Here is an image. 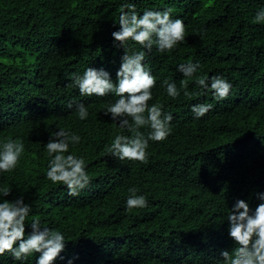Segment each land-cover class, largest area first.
Instances as JSON below:
<instances>
[{
  "label": "trees",
  "instance_id": "1",
  "mask_svg": "<svg viewBox=\"0 0 264 264\" xmlns=\"http://www.w3.org/2000/svg\"><path fill=\"white\" fill-rule=\"evenodd\" d=\"M122 2L0 0V140L25 144L0 184L32 205L26 225L35 218L66 234L56 264H223L219 250L233 246L226 222L232 203L242 198L254 208L255 193L264 191V24L254 20L264 0H135L139 12L170 8L185 23L183 42L146 57L157 80L149 103L174 119L165 141L150 142L145 161L107 151L115 135H131L103 115L118 97H84L71 83L88 66L115 79L124 50L111 33ZM189 61L200 64L191 78L176 70ZM205 73L233 83L225 101L183 95L185 85L199 92L195 80ZM165 79L180 90L176 99L161 86ZM69 101H83L89 117L79 120ZM205 101L213 109L194 119L191 105ZM58 127L82 137L70 151L84 156L92 182L78 197L45 177L44 146ZM130 186L146 195L147 207L124 210Z\"/></svg>",
  "mask_w": 264,
  "mask_h": 264
},
{
  "label": "clouds",
  "instance_id": "2",
  "mask_svg": "<svg viewBox=\"0 0 264 264\" xmlns=\"http://www.w3.org/2000/svg\"><path fill=\"white\" fill-rule=\"evenodd\" d=\"M119 28L111 33L114 44L123 48L115 79L103 67L88 66L82 73H73L71 83L84 97L93 95L118 97L103 111L104 116L118 122L121 129L131 135L117 134L107 146L109 154L120 161H145L150 142L165 141L172 132L171 112H166L153 99L157 80L148 67L146 57L152 50L159 53L171 52L185 39V23L173 18L170 8H145L137 11L135 0H123L119 5ZM254 20L264 24V6L257 9ZM139 45V50L134 49ZM200 68L199 61L176 65L184 77H193ZM199 92L189 91L184 86L183 95L192 97L200 93L211 94L215 102L225 101L233 89V83L222 75L205 73L195 80ZM172 99L181 95L174 81L161 82ZM69 109L75 111L79 120L89 117V109L83 101H69ZM213 103L200 102L191 105L194 119L206 116ZM150 129L147 134L142 128ZM76 132L58 127L50 133L45 150L50 158L45 177L53 184L59 182L69 197H78L92 182L83 155H76L70 149L81 143ZM25 144L22 139L0 140V175L16 169ZM124 210L132 211L148 206L145 194L138 193L135 186L128 188ZM12 196L11 200L6 197ZM259 203L253 208L248 200L237 198L226 215L227 236L232 247L219 250L223 264H264V191L255 193ZM32 205L25 202L24 194L15 195L12 189L0 184V264L8 259L12 264H28L34 256L35 264H56L63 259L66 248V234L56 227H50L39 219L26 220L32 213ZM26 227L30 231L26 232ZM67 264H74L69 258Z\"/></svg>",
  "mask_w": 264,
  "mask_h": 264
}]
</instances>
